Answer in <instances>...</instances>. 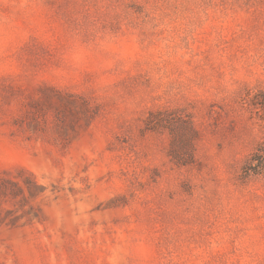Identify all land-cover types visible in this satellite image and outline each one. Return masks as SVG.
I'll return each instance as SVG.
<instances>
[{"label":"rangeland","instance_id":"obj_1","mask_svg":"<svg viewBox=\"0 0 264 264\" xmlns=\"http://www.w3.org/2000/svg\"><path fill=\"white\" fill-rule=\"evenodd\" d=\"M264 0H0V264H264Z\"/></svg>","mask_w":264,"mask_h":264},{"label":"trees","instance_id":"obj_2","mask_svg":"<svg viewBox=\"0 0 264 264\" xmlns=\"http://www.w3.org/2000/svg\"><path fill=\"white\" fill-rule=\"evenodd\" d=\"M259 97L261 98V101L264 100V91L261 92L260 95H257L256 100H258ZM245 169L247 174H264V142L260 143L251 154Z\"/></svg>","mask_w":264,"mask_h":264}]
</instances>
